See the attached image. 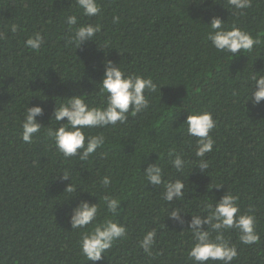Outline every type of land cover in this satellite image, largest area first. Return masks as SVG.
<instances>
[{
	"label": "trees",
	"instance_id": "trees-1",
	"mask_svg": "<svg viewBox=\"0 0 264 264\" xmlns=\"http://www.w3.org/2000/svg\"><path fill=\"white\" fill-rule=\"evenodd\" d=\"M97 2L101 13L86 17L72 0H0V31L7 29L0 39V264H193L187 256L193 241L183 232L187 223L167 218L171 208L162 198L163 187L148 184L144 176L148 163L156 161L166 180L184 179V199L172 206L185 213L206 215L205 205L227 191L239 197L241 212L252 208L259 242L244 245L236 230L225 238L237 247L231 264H264V101L246 104L252 75L264 74V0H252L243 15L227 0ZM71 14L78 16L77 26H102L95 42L78 49L69 43L77 27L66 24ZM214 16L262 43L233 57L218 52L207 39ZM12 24L19 26L14 34ZM36 32L44 37L38 51L26 47ZM105 61L152 78L158 90L145 92L149 108L129 113L126 123L85 129L86 136L105 137L87 160L66 159L46 134L47 127H59L53 111L74 95H88L85 100L99 106ZM27 106L44 110L36 118L44 128L32 143L21 139ZM194 111L211 112L214 149L204 158L206 172L189 163L178 173L169 163V149L188 161L199 159L184 124ZM65 172L70 178L61 180ZM105 176L112 181L107 189L101 183ZM70 183L77 191L65 192ZM214 185L221 188L211 190ZM105 195L121 199L123 211L115 218L107 213ZM81 200L99 203V221L115 219L126 228L100 261L88 262L81 254L84 230H73L69 222L71 208ZM153 229L157 235L148 256L139 244Z\"/></svg>",
	"mask_w": 264,
	"mask_h": 264
},
{
	"label": "clouds",
	"instance_id": "clouds-1",
	"mask_svg": "<svg viewBox=\"0 0 264 264\" xmlns=\"http://www.w3.org/2000/svg\"><path fill=\"white\" fill-rule=\"evenodd\" d=\"M79 10V13L86 17H95L101 13V7L97 0H72V3ZM228 6L243 15L244 9L252 6V0H227ZM118 17H113V22H118ZM68 26H77L78 16L71 14L65 17ZM14 34L19 26L12 24L9 26ZM210 31L207 39L218 51L230 54L250 53L254 46L262 43L259 37H254L249 31L236 27L235 24L229 26L219 17L214 16L211 20ZM100 24L85 23L73 28L70 44L80 48L88 41L95 42V36L101 32ZM6 31H0V39L6 38ZM44 43V37L40 32L26 40V47L38 51ZM251 80L253 84L247 94L246 104L251 103L256 107L264 101V74L255 73ZM166 86V85H164ZM162 86H160L161 88ZM159 88V91H160ZM157 84L152 78H145L142 75L127 74L118 64L111 61L104 62V74L99 84V92L103 101L99 106L90 105L85 100L88 95L71 96L63 98L59 107L53 111V119L58 122L59 127L55 129L47 127V136L54 141L57 150L67 159L79 157L80 160H87L98 148L105 144V137L100 135H85V129L105 128L109 125L115 126L117 122L126 123L129 113L136 116L144 112L150 106V100L145 92H156ZM44 115V110L40 106L28 107L21 121V139L24 143H32L33 136L40 133L44 128L37 121V117ZM66 118V123H60ZM184 124L187 125V135L195 138V157L198 160L188 161L183 154L175 148L169 149L167 155L171 166L178 173H183L189 163H194L201 172H206L209 163L204 159L206 154L214 149L215 141L210 135L216 126L211 112L199 111L188 114ZM82 150V151H81ZM147 157V156H146ZM193 169V170H194ZM148 184L152 186H162V198L168 202L171 210L168 217L180 226L187 223L188 232L193 243L190 245L187 256L193 264H231L238 257L237 247L225 238V233L230 230L238 232V239L246 246L257 244L260 235L256 231V216L252 208L245 212L240 211L238 204L239 197L227 191L215 204H206V215L188 214L182 207H173L174 201L184 199L185 182L184 179H165L164 168L157 163L150 162L143 172ZM61 180H68L67 172L60 175ZM103 188L107 189L112 183L110 177L105 176L102 181ZM219 189L221 187L212 186ZM77 189L70 183L65 192L72 193ZM72 198L68 199L71 200ZM67 201V202H68ZM103 202L107 213L113 218L120 215L121 199L105 195ZM100 214L99 203L93 204L81 200L80 203L71 208L69 222L73 230H84L81 232L79 247L81 254L86 260L100 261L104 254L109 251L113 244L125 236L126 228L115 219L98 220ZM182 216H190V221H185ZM92 225L88 230V226ZM215 233V235H213ZM156 229L146 232L139 246L148 256H152L151 248L155 243Z\"/></svg>",
	"mask_w": 264,
	"mask_h": 264
}]
</instances>
